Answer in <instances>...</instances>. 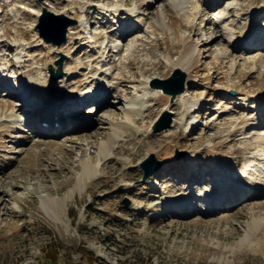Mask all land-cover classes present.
I'll return each instance as SVG.
<instances>
[{"label": "rangeland", "instance_id": "rangeland-1", "mask_svg": "<svg viewBox=\"0 0 264 264\" xmlns=\"http://www.w3.org/2000/svg\"><path fill=\"white\" fill-rule=\"evenodd\" d=\"M172 1L0 0V84L15 89L26 78L40 77L69 93L58 110L70 105L91 126L64 125L55 135L40 136L26 121L5 122L16 106L0 95V264H39L53 250L56 264H264V238L251 235V250L240 240L252 221L264 218V191L247 189L232 206L223 195L235 185L258 188L264 181V116L257 115L264 110V0H219L212 8L189 0L184 13ZM115 5L132 10L131 17L121 18L129 27L133 20L141 26L127 29L126 39L111 40L101 66L104 43L118 31L109 14ZM42 8L75 21L58 46L38 36ZM161 11L172 13L179 38L188 36L193 48L182 50L163 26L165 17L162 25L156 22ZM244 32L254 35L252 46L244 44ZM196 51L189 73L174 64L181 55L190 61ZM60 54L64 74L51 80L48 64L55 69ZM174 68L185 73V88L171 99L152 81ZM95 86L105 89L103 97L93 93ZM77 96L94 97L102 107L90 114L87 99L70 104ZM134 96L140 108L129 136L114 153L101 156V138L92 136L108 132V114ZM23 108L14 110L18 117ZM163 111L169 112V127L152 131ZM149 153L162 164L142 179L138 162ZM88 160L98 174L75 187L79 165ZM45 197H67L57 209L58 221L43 213ZM205 207L214 210L206 213Z\"/></svg>", "mask_w": 264, "mask_h": 264}, {"label": "bare ground", "instance_id": "bare-ground-1", "mask_svg": "<svg viewBox=\"0 0 264 264\" xmlns=\"http://www.w3.org/2000/svg\"><path fill=\"white\" fill-rule=\"evenodd\" d=\"M188 1L189 0H173L171 4H173L172 6L174 8H179L184 13L185 12V9L183 7V4L185 2H188ZM207 1H209L210 3H212L211 0H207ZM202 3H205V2L202 1L201 4ZM217 3L218 2H214V7L217 5ZM195 8L196 7H194V9ZM120 10H121L120 9V5H115L109 11V14H112V18H114L118 14H120V12H119ZM102 13H104V12H102ZM121 14H122V17H124V15L126 17L127 16H130L131 17L133 15V12H132L131 9H127V10L124 9V11ZM105 15L106 16L108 15V13L106 11H105ZM155 17H156V22L159 25H162L163 24L162 23L163 22L162 21V17H165L166 21L164 22V25L163 26L164 27L166 26V28H168L170 30V33L172 34V36L174 38H177L179 40L178 42H180V46L182 45V50L183 51L186 50V49H188V48H193L195 46L194 43L185 41V38L187 40L188 36L185 37V38H182V39L179 38V35L177 33V29H178L177 19L172 15V13L169 14V13H164L162 11L161 12H158V13L156 12ZM193 18H194V16L191 17V20L189 21L190 24H184V25H186V27H185L186 29L189 28L192 25L191 22L193 21ZM133 24H134L133 26L129 27V24H128L127 20H124V21L122 20L121 23H118L116 25V28L115 29H118L117 33L114 34L116 36H111V38L109 37V39H107V43L106 44L108 45V43H110L111 40H120L124 36H125V39H126V37H127L126 30L127 29H138L141 26L137 22V20H133ZM138 24H139V27H138ZM187 25H190V26L188 27ZM124 26L126 27V29H124L125 28ZM122 32H125V35H123L124 33H122ZM69 33H70V31H69ZM245 34H247V35H245L246 37H242V39H246L248 37H251V36L253 37L254 36V35H252V32L245 33ZM239 37L240 36H237V40L239 39ZM233 39H234V37H233ZM234 41H236V39L232 40V42H234ZM134 47H136L135 44L132 47V50H133ZM118 49H119V45H118ZM118 49H117V51L115 50L117 53H118ZM108 50L109 49H107L106 52H108ZM169 52L171 53L172 50L169 49ZM106 57H108L107 56V53H106V56H105V53H104L102 55V57H101V60H99V64L100 63H104L107 60ZM198 57H199V53H197V51H196L195 56L193 57V59H191L190 61H187L185 59L184 55L183 56L181 55L174 62V64L178 68H180L181 70H183L185 73L186 72L189 73L193 69V67L195 66V64L197 63ZM18 60H19V58H18ZM100 70H101V68H100ZM106 75H108V74H106ZM32 78H26V79H24L23 80V83L20 86H18V87L15 88V90L17 92V97L19 98L17 100H20V99L24 98L23 99V104H22L23 106L22 107H24L23 109H26V111L23 110V112H20L21 114H19V115H22V116L21 117H18L17 116V113L15 112L17 110V108H15V109L13 108L15 111L14 110H11V112H9L6 115L7 118L5 119V122H11V125H13L12 124L14 122L13 119H17L19 121H26L25 123L29 124L30 127L36 128L37 130L41 131L44 136L57 134L58 133V130H61V127L63 125H65V126H71L73 128H86V127H89L90 128L91 127L90 126V122H87V120H89V119H88V116L86 117V114L84 116L83 115L82 116L74 115L73 118L70 117V116H68V115H66L68 113V111H70V109H69V106L70 105L66 106L67 108L66 107L65 108L64 107L61 108V109H65L64 112H61V113H58L57 112V116L59 117V120L62 119V120H60V121H62V124H60V125H58V124L57 125H53L51 123H48L47 121H49L51 119L52 115L56 112L57 108L60 105L66 103V101L69 99V93L67 92V93L63 94L62 92L57 91L56 88H54V87H53L54 89L51 88L52 86L48 85V83L46 81L45 82L44 81L43 82L40 81V79H41L40 77L33 78V79ZM32 88L34 89V92L35 93L45 92L46 97H43V98L41 97L40 98V97H38L39 94L37 96H32V95L31 96L30 95L28 96V92H29L28 90L29 89H32ZM100 88L101 87L95 86L92 89L93 93L95 91V94L97 95V97H103V95H101V94H103V92H106L105 89L103 90V89H100ZM133 94H136V93H133ZM87 95H89V94H87ZM77 97H79V98H78V100H76V98H75V103H74V101H72L74 99H72V100L70 99V101L72 102L70 104H74V105L76 103L81 104L86 99H87L86 103H90V102H92L94 100V97L93 98H91V97L87 98L86 96L85 97L77 96ZM41 99H42V103H39ZM26 104L27 105H29V104L31 105L32 104L31 105L32 107L31 108H27ZM44 105H47L48 110H46V109L43 108ZM262 106H263V109H264V102L262 103ZM91 108H93V110H94L95 109V105L91 106ZM139 108H140V102H139V98L136 97V96L130 98L129 100L124 101L123 108L119 112L116 111L115 113L112 112V113H109L108 114V116H109L108 121L110 123V126L107 127L108 132H105V131L104 132H97L94 135L92 134L93 136L91 135L95 139L98 138V137L101 138V142L96 144L97 147H98L99 154L101 156L104 157V156L110 155V153H114V151H112L113 147L116 146L118 148V146H120V144H122L120 142L126 141V137H127L128 133H129L130 124L132 123V120H133L134 116L137 114V111L139 110ZM90 109L88 111L90 112V114H92L91 112H93V111H90ZM24 111H25V113L27 111L28 112L25 114ZM258 113H259V114H257L259 116L258 119L262 118L261 116H264V110L259 109V112ZM116 115L117 116H121L120 117L121 120L120 119H118L119 121L112 120L113 117H115ZM37 120H44V121H46L47 126L46 127H43V126L38 127L37 125H35V123L37 122ZM69 120H72L73 121V123L71 125L69 124ZM1 121H3V120H1ZM260 121H264V117ZM63 122H65L66 124L63 123ZM74 122H75V124H74ZM171 127H172V124H171ZM65 130H66V128H65ZM85 136H88V135L85 134ZM263 138L264 137H261L260 136V139L261 140ZM32 139H34V137ZM133 140H131L130 143H132ZM91 142H93V141H91ZM128 143H129V141H128ZM121 148L122 149H125V150L126 149H129V148H124V147H121ZM121 152L124 153V150H121ZM262 155H264V150L262 152ZM97 167L98 166L93 165L91 163V161H89V160L88 161L81 162L80 165H79L80 176H79V178L75 182V187H77L79 184H84L85 185V182H91V181L95 180V178H96V176L98 174V168ZM193 168H192V170H194ZM202 177H203V174H202ZM258 178H260V177H258ZM221 181H222V179L221 180H218V177H217V179H215V182H219L220 183ZM255 183H257V185L259 184L256 181H255ZM260 184H262V182ZM236 186L237 185H235L233 187H230L228 189V191L227 192H224V194H223L224 196H227V198H230L231 197V199H227V203H226V204H230L229 206H232V204L234 203L233 202L234 201L233 198H235V202H236V196H241L240 194H242V192L246 191L247 189H254L256 193H258V191H264V181H263V185L260 186V187H258V188L256 186H254V187H242L241 185L239 187L238 186L236 187ZM66 198H64V199H60L59 198L60 200H55V199H51L49 197H45L42 200L40 199L41 200L40 201L41 208H42L43 213L49 219L54 220V221H58V219L60 218V214H59L60 212L57 209L58 208H61V206L63 205V203H64V201H65ZM217 198H219V197H217ZM214 201L217 203V199L216 198L214 199ZM177 203L179 204V206H182V204H183V203H180V202H177ZM225 206H227V205H225ZM180 209H182V208H180ZM180 209H178V210H180ZM203 210H205V208H203ZM209 210H210V208H209ZM253 234H257L259 236L261 235V237L264 238V218L261 219V220L255 219L254 221H252L248 225V231H247L246 235L242 239H240V240H242L241 241L242 244L247 243V247L248 248L251 247L249 250L253 249V247H254L253 246L254 244L251 243V241H250V237ZM249 244H251V245H249ZM244 246H246V245H244Z\"/></svg>", "mask_w": 264, "mask_h": 264}, {"label": "water", "instance_id": "water-1", "mask_svg": "<svg viewBox=\"0 0 264 264\" xmlns=\"http://www.w3.org/2000/svg\"><path fill=\"white\" fill-rule=\"evenodd\" d=\"M74 19L68 18L63 14L53 13L46 8H42L35 23L38 35L45 42H50L56 46L60 45L66 39L67 27L73 24ZM64 56L60 54L59 58L54 60L57 66L55 69L48 64V73L51 80L60 78L64 72L62 71V60ZM185 73L178 68H174L172 73L163 79L154 78L153 86L160 88L164 93L169 94L170 98H174L176 94L182 92L185 88ZM170 125V115L168 111H163L161 115L152 123V131H160L167 129ZM180 152H176V157L180 156ZM142 170V179L147 178L151 173L158 170L161 162L157 160L153 153H149L144 159L138 162Z\"/></svg>", "mask_w": 264, "mask_h": 264}, {"label": "trees", "instance_id": "trees-1", "mask_svg": "<svg viewBox=\"0 0 264 264\" xmlns=\"http://www.w3.org/2000/svg\"><path fill=\"white\" fill-rule=\"evenodd\" d=\"M52 253H54V254H52ZM57 259H58L57 255H56V252L54 250H53V252L48 251V252H46L45 259L43 261L39 262V264H56Z\"/></svg>", "mask_w": 264, "mask_h": 264}]
</instances>
